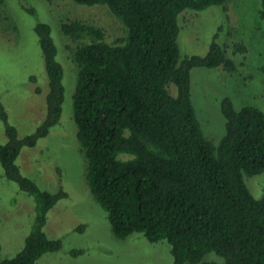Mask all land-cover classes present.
<instances>
[{"label":"trees","instance_id":"trees-1","mask_svg":"<svg viewBox=\"0 0 264 264\" xmlns=\"http://www.w3.org/2000/svg\"><path fill=\"white\" fill-rule=\"evenodd\" d=\"M74 1L106 4L125 30L110 40L94 24L61 25L74 43L69 45L77 67L73 118L86 179L114 234L124 239L141 232L151 242L165 240L175 264H218L206 259L211 252L226 264H264V193L254 196L246 179L264 171V111L250 103L237 108L224 96L225 134L217 145L206 136L192 96L193 68L235 73L244 65L235 54L246 47L237 43L230 55L216 33L205 55L181 58L178 41L183 11L226 7L229 0ZM259 15L264 19V0ZM35 31L49 82L46 117L20 137L0 102L7 136L0 162L6 177L35 198L36 216L23 249L0 264H36L62 246L45 225L65 193L41 188L17 163L23 147L35 146L60 122L65 99V70L52 26L40 22Z\"/></svg>","mask_w":264,"mask_h":264},{"label":"rangeland","instance_id":"rangeland-1","mask_svg":"<svg viewBox=\"0 0 264 264\" xmlns=\"http://www.w3.org/2000/svg\"><path fill=\"white\" fill-rule=\"evenodd\" d=\"M260 6L261 0H229L226 7L186 9L180 17L181 58L205 55L216 33H219L217 41L227 46L230 55H234L237 43L246 47L245 53L235 54L238 62H244L235 73L219 67H195L191 71L198 117L206 136L217 145L225 134L221 110L224 96H230L237 108L250 103L264 111V19L259 15ZM0 14V102L20 137L36 130L47 113L49 82L35 31L38 23L52 26L57 59L65 70L60 122L35 146L23 147L17 158L22 173L41 188L65 193L49 210L45 225L47 235L59 239L62 246L44 253L36 264H175L171 246L165 240L151 242L141 232L124 239L114 234L107 211L94 198L87 182V160L77 138L73 118L77 67L69 47L74 43L63 33L61 25L80 20L96 25L108 39L115 40L124 34L122 21L106 4L89 6L74 0H5ZM6 142L4 122L0 119V144ZM246 179L253 195L260 197L264 193V171ZM35 216V198L6 177L0 162L1 260L23 249ZM206 259L226 264L214 252Z\"/></svg>","mask_w":264,"mask_h":264}]
</instances>
